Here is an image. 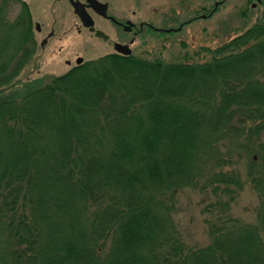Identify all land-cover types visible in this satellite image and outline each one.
Listing matches in <instances>:
<instances>
[{
  "label": "trees",
  "instance_id": "obj_1",
  "mask_svg": "<svg viewBox=\"0 0 264 264\" xmlns=\"http://www.w3.org/2000/svg\"><path fill=\"white\" fill-rule=\"evenodd\" d=\"M36 49L27 9H0V264H264V20L201 63L102 54L19 80ZM245 181L263 237L230 213ZM184 189L201 246L174 221Z\"/></svg>",
  "mask_w": 264,
  "mask_h": 264
},
{
  "label": "rangeland",
  "instance_id": "obj_2",
  "mask_svg": "<svg viewBox=\"0 0 264 264\" xmlns=\"http://www.w3.org/2000/svg\"><path fill=\"white\" fill-rule=\"evenodd\" d=\"M214 1L218 0H117L119 6L129 8L119 9L121 13L133 12V18L153 27H145L140 39L135 40L133 55L147 60L201 63L210 59V50L261 18V8L250 7L253 0H223L215 7ZM9 6L11 9H8V15L12 17L17 9H14L12 2ZM39 14L43 15L42 19L32 14L33 18L43 20L45 29L50 19L54 35L44 49L35 50L30 62L17 74L19 80L58 75L74 64L76 56L84 61L105 52V46L100 40L86 31H76L71 13L62 18L56 14L50 17L44 9V13ZM164 29L175 30L166 32ZM39 37L36 35V38ZM65 59L69 60L68 65ZM231 152V166L238 168L243 178L246 157L241 148ZM257 202L254 190L245 181L230 205V213L241 222L256 226L263 237L255 216ZM204 203L202 195L197 191L184 189L176 194L174 221L182 239L188 244L201 246L208 241L204 222L206 215L202 213Z\"/></svg>",
  "mask_w": 264,
  "mask_h": 264
},
{
  "label": "flooded vegetation",
  "instance_id": "obj_3",
  "mask_svg": "<svg viewBox=\"0 0 264 264\" xmlns=\"http://www.w3.org/2000/svg\"><path fill=\"white\" fill-rule=\"evenodd\" d=\"M14 3V9H27L30 17V27L33 39L37 45V49H44L49 44V39L54 35V27L50 24L48 28H44L45 22L43 20H35L34 16L42 19L44 9L49 12L50 17L59 16L60 18L67 13H71L74 17V28L77 32L86 31L94 38L100 40L105 46L103 54H117L120 56H128L133 54V43L140 39L145 30V27L152 29L150 24L145 23L140 19L133 18L131 13H121L119 9H129L119 6L117 0H6L0 6V9H11L10 3ZM219 5L223 0L214 1ZM213 2V4H214ZM214 6V5H213ZM264 7V0H253L250 3L252 9ZM214 9V8H211ZM205 17V16H202ZM85 23H90L85 26ZM93 30H90L89 27ZM96 31H100L96 34ZM39 35V38H36ZM127 48L128 53L123 54L117 50L118 46ZM81 58L76 56L73 60L74 65L76 59ZM65 64H69V60H64ZM71 66V67H72Z\"/></svg>",
  "mask_w": 264,
  "mask_h": 264
},
{
  "label": "water",
  "instance_id": "obj_4",
  "mask_svg": "<svg viewBox=\"0 0 264 264\" xmlns=\"http://www.w3.org/2000/svg\"><path fill=\"white\" fill-rule=\"evenodd\" d=\"M214 7L217 5V3L216 2H214ZM213 10V9H212ZM261 19L262 20H264V7H263V9L261 10ZM88 24H90V23H85V26H88ZM89 29L90 30H93V28L90 26L89 27ZM171 30H175V29H164V31H171ZM100 33V31H96V34H99ZM116 46H118V48H117V50H119V51H121L123 54H127L128 53V50H127V48L126 49H124L123 48V46H120V45H116ZM81 61V58H77L76 59V63H79Z\"/></svg>",
  "mask_w": 264,
  "mask_h": 264
}]
</instances>
